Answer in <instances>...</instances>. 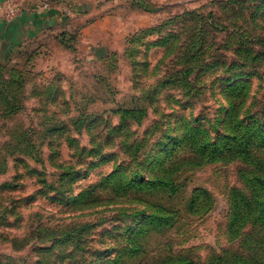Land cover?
Returning <instances> with one entry per match:
<instances>
[{"label":"rangeland","instance_id":"obj_1","mask_svg":"<svg viewBox=\"0 0 264 264\" xmlns=\"http://www.w3.org/2000/svg\"><path fill=\"white\" fill-rule=\"evenodd\" d=\"M113 10L98 59L71 33L0 58V264H207L240 249L232 191L248 193L241 169L264 173V0ZM165 172L186 187L175 198L148 185ZM196 189L210 211H190Z\"/></svg>","mask_w":264,"mask_h":264},{"label":"crops","instance_id":"obj_2","mask_svg":"<svg viewBox=\"0 0 264 264\" xmlns=\"http://www.w3.org/2000/svg\"><path fill=\"white\" fill-rule=\"evenodd\" d=\"M119 2L0 0V58H18L45 44L63 47L64 34L71 33L84 54L98 59L99 51L109 50L114 41L119 21L113 9Z\"/></svg>","mask_w":264,"mask_h":264},{"label":"trees","instance_id":"obj_3","mask_svg":"<svg viewBox=\"0 0 264 264\" xmlns=\"http://www.w3.org/2000/svg\"><path fill=\"white\" fill-rule=\"evenodd\" d=\"M261 136L255 145L256 149L262 147L260 150H264V133ZM241 153L247 154L243 157L249 159V151H243ZM260 170L262 169H259L256 164H251L249 167L241 169L240 173L242 178L244 180L246 179L248 193L237 190L232 191L231 212L229 213L227 226L229 233H232V245L240 249L236 251L230 250V253L224 250L221 254H214L211 257L212 259L208 260L210 262L207 264H264V250L260 255V248L264 245V236H260L259 234L253 236L252 234L254 231H264V173ZM168 174L165 172L163 179L156 178L155 180L148 181V185L152 187V190L163 189L167 191L171 199L180 195L186 187L179 179L168 177ZM145 183H147V180ZM213 205V196L204 189H196L189 204L190 211L194 212V214L195 212L200 214L206 213L210 211ZM198 209L202 211H198ZM172 219L173 215L169 213L166 217L158 219V223H166V225L162 226L164 227L169 225ZM148 232L146 230L145 234L147 235ZM134 250L137 253L139 252L137 247ZM130 254L131 256L133 255L132 252ZM135 256L137 255L135 254ZM189 257V255H186L178 258V263L198 264ZM256 258H262V262ZM114 263L117 264V260ZM172 263L173 258L165 259L164 264Z\"/></svg>","mask_w":264,"mask_h":264}]
</instances>
